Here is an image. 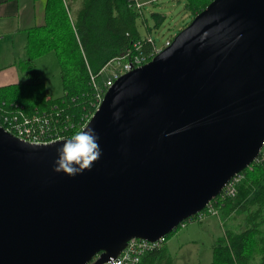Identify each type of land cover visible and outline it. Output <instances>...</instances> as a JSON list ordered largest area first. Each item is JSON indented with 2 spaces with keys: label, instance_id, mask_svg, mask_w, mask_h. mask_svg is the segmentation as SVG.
I'll return each mask as SVG.
<instances>
[{
  "label": "water",
  "instance_id": "water-1",
  "mask_svg": "<svg viewBox=\"0 0 264 264\" xmlns=\"http://www.w3.org/2000/svg\"><path fill=\"white\" fill-rule=\"evenodd\" d=\"M100 158L75 176L57 148L0 125V264H104L204 209L264 140V0H212L115 80L84 129Z\"/></svg>",
  "mask_w": 264,
  "mask_h": 264
},
{
  "label": "trees",
  "instance_id": "trees-1",
  "mask_svg": "<svg viewBox=\"0 0 264 264\" xmlns=\"http://www.w3.org/2000/svg\"><path fill=\"white\" fill-rule=\"evenodd\" d=\"M211 1L185 0L184 9L192 18ZM143 8L138 0H47L45 24L29 28L26 56L18 62L27 79L0 85V117L17 116L21 121L29 118L37 128L46 124V118L51 132L78 122L81 116L90 117L107 78L101 72L107 62L133 50L138 42L144 50L152 47L138 26L141 19L151 30ZM152 16L155 26H160L163 14L153 12ZM51 51L59 60L63 83V93L56 97L47 94L35 63L37 57ZM6 122L10 124L7 119ZM75 131L72 128L64 135L71 137ZM240 172L243 176L233 197L224 196L221 191L211 200L225 227L224 234L212 246L213 264H264V160ZM166 252L164 243L146 252L138 264H173Z\"/></svg>",
  "mask_w": 264,
  "mask_h": 264
},
{
  "label": "built area",
  "instance_id": "built-area-1",
  "mask_svg": "<svg viewBox=\"0 0 264 264\" xmlns=\"http://www.w3.org/2000/svg\"><path fill=\"white\" fill-rule=\"evenodd\" d=\"M143 38L149 40L152 43L151 48H149L148 50H144L143 47L141 46V43L138 42L134 45L133 50L132 49L126 50L123 54L112 58L101 69V72H104L107 78L103 84V87L98 93L97 108L101 103L105 92L110 86L113 85L116 79H118L122 74L126 73L127 71L132 70L133 68L138 67L151 60L158 52H160L165 46L170 44V42L172 41V38H167L162 46H158L154 42L152 35H146ZM91 79L93 80L94 84L97 86L96 78L92 74H91ZM91 116L90 117H88L87 115L81 116L79 121L74 123H71L72 120L69 117L68 121L71 124H65L64 126H61L58 131H52V132L49 131L47 128L48 120L46 118H45L46 124H40L39 128L36 127L32 119L27 118L24 121H21L18 120L17 116L12 117V119H8V117L5 118L0 117L1 120L0 125H2L6 130L14 133L18 137L26 141L32 143H49L55 140L68 138L64 135V132H67L72 128L76 130L75 132L83 130L87 125ZM6 119L10 121V124L6 122ZM48 125L50 126L49 123ZM263 160H264V140L262 142V146L259 149L258 155L254 158L251 164ZM242 176L243 175L241 172L236 173L226 183V185L222 190V194L224 196L233 197L236 193V184L241 179ZM208 214L219 215V210L215 207L212 201H210L204 209L188 217L179 225H184V222L187 220L203 221ZM166 240H167V235H162L155 240L133 237L129 239L126 247L121 251V253L116 257H112L109 261L106 262V264H138L142 256L146 252L163 246Z\"/></svg>",
  "mask_w": 264,
  "mask_h": 264
},
{
  "label": "rangeland",
  "instance_id": "rangeland-1",
  "mask_svg": "<svg viewBox=\"0 0 264 264\" xmlns=\"http://www.w3.org/2000/svg\"><path fill=\"white\" fill-rule=\"evenodd\" d=\"M142 2L144 15L148 25L151 26V30L149 32L146 29L141 19L138 21L139 30L142 36L150 33L158 46H162L167 38L173 39L175 34L183 28L184 23L192 19L184 9L185 0H142ZM153 12L163 14L162 23L158 27L155 26ZM35 63L36 72L38 71V76L45 84L48 93L53 97L61 95L63 93L62 74L56 53L54 51L45 53L37 57ZM22 78L23 80L27 79L26 74ZM216 217L218 215L208 214L203 221L187 220L184 225H180L176 230L169 233L166 241H169L167 244L174 251V256L177 255L179 264H183V262L184 264H212L211 243H215L223 235L222 227L219 222L217 224ZM186 229L188 232L185 231ZM181 233H185L188 238L195 239L197 244L185 248L183 253L179 254L175 245L178 238L183 239L185 237ZM188 252L192 256L189 259L183 258L184 255L187 256Z\"/></svg>",
  "mask_w": 264,
  "mask_h": 264
},
{
  "label": "crops",
  "instance_id": "crops-1",
  "mask_svg": "<svg viewBox=\"0 0 264 264\" xmlns=\"http://www.w3.org/2000/svg\"><path fill=\"white\" fill-rule=\"evenodd\" d=\"M138 1L143 4L142 0ZM46 3L47 0H0V85L23 81L22 77L25 74L18 62L26 56L25 45L29 28L45 24ZM37 74H39L38 71ZM46 92L53 97L47 89ZM216 221L217 224L219 222L221 225L224 234L225 227L220 215L216 217ZM185 231L188 232L187 229ZM181 234L185 237L183 239L178 238L175 245L179 254L183 253L185 248L197 244L195 239L188 238L185 233ZM167 243L169 241L165 242L167 245L166 254L172 257L173 264H179L177 255L174 256V251ZM211 244L213 246L214 243ZM184 256L183 258L189 259L192 255L188 252L187 256Z\"/></svg>",
  "mask_w": 264,
  "mask_h": 264
},
{
  "label": "clouds",
  "instance_id": "clouds-1",
  "mask_svg": "<svg viewBox=\"0 0 264 264\" xmlns=\"http://www.w3.org/2000/svg\"><path fill=\"white\" fill-rule=\"evenodd\" d=\"M98 141L99 135L92 127L75 132L57 148L54 171L75 176L85 170H91L93 162L102 155Z\"/></svg>",
  "mask_w": 264,
  "mask_h": 264
}]
</instances>
